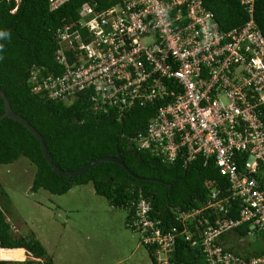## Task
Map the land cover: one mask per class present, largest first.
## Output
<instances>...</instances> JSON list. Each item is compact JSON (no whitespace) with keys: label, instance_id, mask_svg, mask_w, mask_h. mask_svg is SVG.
I'll use <instances>...</instances> for the list:
<instances>
[{"label":"built area","instance_id":"obj_1","mask_svg":"<svg viewBox=\"0 0 264 264\" xmlns=\"http://www.w3.org/2000/svg\"><path fill=\"white\" fill-rule=\"evenodd\" d=\"M65 1L49 0L50 9ZM239 1L249 17L230 29L203 0L85 4L76 26L57 32L61 71L34 70L33 91L51 99L86 93L95 109L114 108L121 119L152 107L130 137L138 149L185 166L202 161L227 180H209L200 207L177 210L181 229L152 218L149 199L133 202L128 224L155 246L156 264H182L173 259L180 238L207 264H264V252L246 257L229 248L232 237L264 231V34L254 0Z\"/></svg>","mask_w":264,"mask_h":264},{"label":"trees","instance_id":"obj_2","mask_svg":"<svg viewBox=\"0 0 264 264\" xmlns=\"http://www.w3.org/2000/svg\"><path fill=\"white\" fill-rule=\"evenodd\" d=\"M122 0H67L51 10L49 0H0V88L9 98L12 109L24 116L43 136L54 162L64 170H76L93 159L105 155L123 157L132 176L121 165L103 161L77 176H63L55 172L46 160L36 136L21 122L5 117L0 121V165L27 157L36 168L31 190L46 189L62 194L69 189L91 183L94 191L109 203L127 211V225L133 215L134 201L140 195L151 201L152 218L161 225L178 226L177 210L200 207L208 182L227 183L215 168L195 160L188 166L182 160L162 161L149 151L140 150L130 137L143 129L152 107H136L126 112L122 119L114 108L95 109L86 93L71 100L51 99L42 92L33 91L34 70L42 73L61 71L55 59L61 47L56 39L57 28L79 19V10L86 3L98 10L115 5ZM211 9L222 28L242 25L248 19V11L239 0H203ZM16 8L14 11L13 9ZM253 17L264 34V0H254ZM4 101L0 97V115ZM5 189L0 181V264H56L44 244L33 233H21L13 228L6 215ZM130 227V226H129ZM246 226L238 229L246 235ZM261 248L246 257L264 252V231L259 233ZM230 249L242 252L234 245ZM150 253L156 263L153 252ZM203 258V259H202ZM173 259L182 264H199L204 260L198 248L179 239ZM206 263V261H205Z\"/></svg>","mask_w":264,"mask_h":264},{"label":"rangeland","instance_id":"obj_3","mask_svg":"<svg viewBox=\"0 0 264 264\" xmlns=\"http://www.w3.org/2000/svg\"><path fill=\"white\" fill-rule=\"evenodd\" d=\"M35 171V165L25 156H21L9 164L0 165V181L6 191L3 197L6 215L13 223L16 233L20 231L21 233L35 234L44 244L47 252L54 254L56 264H80V260H82L80 258L89 256H94L92 259L94 261L95 255L93 252H89V248L86 247L84 251L82 249L80 252L83 251V253H79L73 248V241L68 238L72 220H82L86 226L89 223L90 227L87 228V231L90 234L95 233L92 231L94 227L97 229L96 234L98 232L102 234L104 233L102 227L105 226H102L101 223L105 222L110 214L113 213L115 217H118L127 211L123 208L119 209L121 212L110 210L107 205L108 200L97 194L94 189L92 190L91 183L75 186L62 194L51 193L42 188L33 191L31 186ZM60 206L67 208V213L62 211ZM66 215L71 218V224L66 221L67 228L61 230L60 224L63 223ZM58 231L66 234L67 238L57 236ZM234 239L236 238H231L232 245H237L242 253L245 251L253 253L262 246L260 237L247 236L240 242L234 241ZM61 240L65 241V248L70 247L62 255L59 246ZM124 245L125 243L122 241L121 246L114 252L115 256L125 253ZM77 247L80 248V245ZM104 252H107V248ZM199 264L206 263L204 260H200Z\"/></svg>","mask_w":264,"mask_h":264},{"label":"crops","instance_id":"obj_4","mask_svg":"<svg viewBox=\"0 0 264 264\" xmlns=\"http://www.w3.org/2000/svg\"><path fill=\"white\" fill-rule=\"evenodd\" d=\"M107 205H109L110 210L121 212L120 208L112 206L109 201H107ZM60 207L62 211H68L67 208L63 206ZM66 221L71 224V218L69 216L67 217V215L62 221L63 223L60 224L61 230L67 228ZM101 224L105 226L102 227V232L104 231V233L101 234V232H98L96 234L97 229L94 227L92 231L95 233L90 234L87 231V228L90 227L89 223L86 226L82 220H72V228L68 238L73 241V248L79 253H83L84 249L87 247L90 249L89 252H93L96 258L94 261H92L94 256L80 258L82 259L80 260V264H156L150 253L151 246L143 244L139 237V233L127 225V212H124V214L118 217H115L112 213L108 216V219ZM106 230L108 231L106 232ZM58 233L57 236L67 238L66 234L60 233V231H58ZM122 241L125 243L123 246L125 253L115 256L114 252L121 246ZM64 242L63 240L59 242L61 255L70 248H65L66 244ZM78 245H80V248L77 247ZM105 248H107V252H104ZM82 249L83 251L80 252ZM50 254L56 263L54 254L52 252H50Z\"/></svg>","mask_w":264,"mask_h":264},{"label":"water","instance_id":"obj_5","mask_svg":"<svg viewBox=\"0 0 264 264\" xmlns=\"http://www.w3.org/2000/svg\"><path fill=\"white\" fill-rule=\"evenodd\" d=\"M8 30H6L0 37H2ZM0 97L3 99L4 101V112L0 115V121L5 118V117H9L13 120H17L19 122H21L22 124H24L38 139L42 152L46 158V160L48 161L49 165L52 167V169L57 172L60 175L63 176H68V177H72V176H77L80 175L82 173H84L85 171L89 170L90 168H92L95 164L103 162V161H112L115 162L119 165H121L125 170H127L132 176H134L135 178L141 179V180H157L158 182H162L165 184H169L172 185V183H168L166 181H163L161 179H155V178H148V177H144V176H139L135 173H133L125 164L122 155L120 154L119 151H117L116 155H105V156H100L96 159L91 160L90 162H88L87 164L83 165L81 168L76 169V170H64L61 169L53 160L44 136L24 117L22 116L20 113L15 112L10 104L9 98L7 97V95L5 94V92L0 88Z\"/></svg>","mask_w":264,"mask_h":264},{"label":"clouds","instance_id":"obj_6","mask_svg":"<svg viewBox=\"0 0 264 264\" xmlns=\"http://www.w3.org/2000/svg\"><path fill=\"white\" fill-rule=\"evenodd\" d=\"M16 1H19V0H16ZM63 3H64V2H63ZM63 3H62V4H63ZM62 4H61V5H62ZM86 4H89V3H86ZM82 7H83V6H82ZM82 7H81V8H82ZM49 8H50V5H49ZM57 8H58V7H57ZM15 9H16V8H14L13 11H14ZM55 9H56V8H55ZM51 10H54V9H51ZM80 10H81V9H80ZM80 10H79V12H80ZM78 20H79V19H78ZM77 22H78V21H77ZM77 22H76V23H77ZM60 28H63V27H60ZM60 28H57V30H56V35H57V32H58V30H59ZM130 228H131V227H130ZM133 230H134V229H133ZM134 231H135V230H134ZM139 237H140V236H139ZM143 244H144V243H143ZM234 246L237 247V245H234ZM229 248H230V246H229ZM240 252H241V251H240ZM204 259H205V258H204ZM205 261H206V260H205ZM206 264H207V262H206Z\"/></svg>","mask_w":264,"mask_h":264}]
</instances>
